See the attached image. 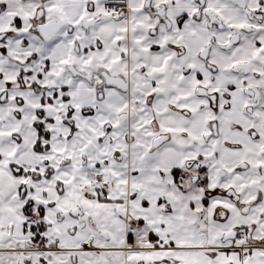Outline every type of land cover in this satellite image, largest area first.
Segmentation results:
<instances>
[{"label": "snow or ice", "instance_id": "snow-or-ice-1", "mask_svg": "<svg viewBox=\"0 0 264 264\" xmlns=\"http://www.w3.org/2000/svg\"><path fill=\"white\" fill-rule=\"evenodd\" d=\"M0 264H264V0H0Z\"/></svg>", "mask_w": 264, "mask_h": 264}]
</instances>
